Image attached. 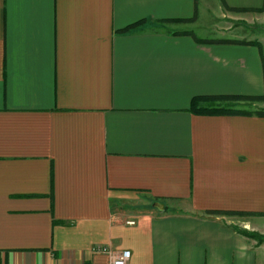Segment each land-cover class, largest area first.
Here are the masks:
<instances>
[{"label":"crops","instance_id":"obj_1","mask_svg":"<svg viewBox=\"0 0 264 264\" xmlns=\"http://www.w3.org/2000/svg\"><path fill=\"white\" fill-rule=\"evenodd\" d=\"M224 10L264 28V0H0V264H264V115L190 108L264 95Z\"/></svg>","mask_w":264,"mask_h":264},{"label":"rangeland","instance_id":"obj_2","mask_svg":"<svg viewBox=\"0 0 264 264\" xmlns=\"http://www.w3.org/2000/svg\"><path fill=\"white\" fill-rule=\"evenodd\" d=\"M226 13L225 15L228 16H221L219 11L216 13L215 18V25L217 32L223 31L226 26H230V29H232L233 33H236L237 35L242 34L246 36H252V37H259L264 40V28H258L256 26L246 24L243 22V20H240L238 17H233V12H228L227 10H224ZM237 13V12H234ZM218 14V15H217ZM232 15V17H230ZM236 18V19H235ZM201 24H203V20L201 21ZM206 30L207 28L205 26H201V30ZM219 103L224 104H230L232 108L245 110L248 112L256 113V112H264V95H262L260 98H251V99H240V100H233V101H219Z\"/></svg>","mask_w":264,"mask_h":264},{"label":"trees","instance_id":"obj_3","mask_svg":"<svg viewBox=\"0 0 264 264\" xmlns=\"http://www.w3.org/2000/svg\"><path fill=\"white\" fill-rule=\"evenodd\" d=\"M253 44L258 45V43L253 42ZM261 96H239V95H229V96H217V97H206L199 96L194 97L191 100L190 108L195 113L200 114H239V115H251L252 112H248L245 110H240L236 108H232L229 104L219 103V101H233L240 99H251V98H260ZM254 114L264 115V112H256ZM249 236H255L253 234H249Z\"/></svg>","mask_w":264,"mask_h":264},{"label":"built area","instance_id":"obj_4","mask_svg":"<svg viewBox=\"0 0 264 264\" xmlns=\"http://www.w3.org/2000/svg\"><path fill=\"white\" fill-rule=\"evenodd\" d=\"M128 224H132V221H127ZM104 250V249H101ZM129 260V251L123 250L120 252L111 253L109 256V264H127Z\"/></svg>","mask_w":264,"mask_h":264}]
</instances>
